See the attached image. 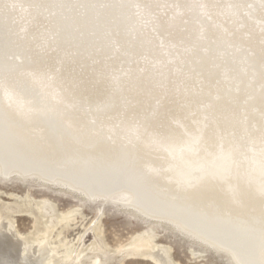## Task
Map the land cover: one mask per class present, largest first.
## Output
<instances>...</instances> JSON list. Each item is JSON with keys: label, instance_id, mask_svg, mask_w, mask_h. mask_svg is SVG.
I'll use <instances>...</instances> for the list:
<instances>
[{"label": "bare ground", "instance_id": "obj_1", "mask_svg": "<svg viewBox=\"0 0 264 264\" xmlns=\"http://www.w3.org/2000/svg\"><path fill=\"white\" fill-rule=\"evenodd\" d=\"M0 171L128 196L264 264V0H0ZM43 207L46 231L75 217ZM12 219L0 211V264L105 254L81 238L21 240ZM144 234L125 254L165 264Z\"/></svg>", "mask_w": 264, "mask_h": 264}, {"label": "rangeland", "instance_id": "obj_2", "mask_svg": "<svg viewBox=\"0 0 264 264\" xmlns=\"http://www.w3.org/2000/svg\"><path fill=\"white\" fill-rule=\"evenodd\" d=\"M259 3L256 2L257 5ZM164 4L156 6L154 12L158 13L159 11V14L166 12L163 16L169 14L163 8L168 10L166 6L169 5L170 10L172 3ZM131 6L130 9L136 6L133 8L134 10L132 9V18L140 23L139 26L144 24L145 27L141 26V28L145 30L147 27H151L152 22L150 24L147 19L138 18V15H141V12L139 14L141 6L139 4ZM252 7V5H248L247 12L245 11L244 15L250 16L249 11L254 12V7ZM159 8H162L163 12ZM4 9L6 10V8ZM10 10L11 12H8V10L5 12L9 15L13 14L12 9ZM12 18L16 22L15 14L11 17V20H13ZM136 21L133 24H137ZM147 24L150 26H147ZM151 31L153 32L152 28ZM242 62L245 61H240L241 64H243ZM72 186L58 179L44 178L35 172L23 174L12 171L2 174L0 171V211L3 214H9L11 219L14 217L12 219L14 228L21 233V238H23H20L21 240H34L36 237L47 236L54 243L58 242L59 239H64L69 244H76L82 239L85 247H87L85 253H105L104 256L100 255V260L95 261L93 264H158L154 259L144 257L140 253L127 255L132 250L130 242L137 241L138 237H144L146 231L152 234L153 242L157 244L158 248H162L158 251V254H161L162 258L165 259V264H238L229 251L218 248L206 240L203 241L202 238L194 236L186 229L184 231L183 228L176 227L175 223L169 219L146 215L140 209L131 206L127 199L128 196L124 197L125 200L113 197L114 192L88 195L82 189ZM115 193L117 194V192ZM43 205V208L48 207L53 212L52 221L71 211L73 212L70 215H72V218L75 217L73 220L71 218L72 222L67 223V228L61 229L59 225L46 231L45 218L40 217L41 212L37 208ZM25 210H31L34 214H26L27 211ZM72 213H75V215ZM94 226L97 227L100 234H96L95 230L90 232ZM60 230H62V233L59 235ZM91 244H95L94 247ZM99 244L100 247H98ZM125 251H127L126 254ZM56 258L59 260L60 255L56 254ZM82 260L84 262L89 261L86 257ZM76 261L71 264L81 263ZM70 262L66 264H70Z\"/></svg>", "mask_w": 264, "mask_h": 264}]
</instances>
